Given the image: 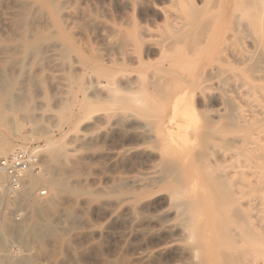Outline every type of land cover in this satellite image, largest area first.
I'll use <instances>...</instances> for the list:
<instances>
[{
  "label": "rangeland",
  "instance_id": "rangeland-1",
  "mask_svg": "<svg viewBox=\"0 0 264 264\" xmlns=\"http://www.w3.org/2000/svg\"><path fill=\"white\" fill-rule=\"evenodd\" d=\"M233 2L0 0V122H11L0 123V148H38L44 170L54 156L65 186L45 198L39 186L3 212L16 239L19 226L45 224L30 202H54L44 236L12 248L25 257L19 264H264V161L242 158L237 179L219 165L209 176L163 134L172 114L164 97L184 89L187 123L200 136L205 117L216 118L203 126L205 152L220 156L256 133L236 126L248 109L233 93L247 75L232 58ZM222 22L224 34L203 44ZM192 31L201 40L190 41ZM204 174H226V186L210 192Z\"/></svg>",
  "mask_w": 264,
  "mask_h": 264
},
{
  "label": "bare ground",
  "instance_id": "bare-ground-1",
  "mask_svg": "<svg viewBox=\"0 0 264 264\" xmlns=\"http://www.w3.org/2000/svg\"><path fill=\"white\" fill-rule=\"evenodd\" d=\"M230 1L231 2L234 1L233 4H235V6L238 7V9L235 10L236 12L233 13L228 20V24L231 27V30L237 34V40H238L237 47H236L235 51L232 52V58L234 59L233 63H235V65L244 67L245 69H241L242 74H247V75H244L243 78H241V77L237 78V80H236L237 85H235L234 91H233L234 95L237 96V98L241 101L240 103L243 104L248 109L246 115H244V113H243V115H241L240 121L237 122L236 126L243 124L244 127H248V126L253 127L252 129H254V131H256V133L247 136L246 138H244L241 141H233L230 139L233 142L231 143L230 146L226 145L229 147H226V149H224V152L220 156H215L214 155L215 152L214 153L205 152L204 148H206V147L202 148L204 145H201V144H204L206 142L205 140L211 136V134L208 132L209 130L208 129L206 130L205 128H209L212 124L215 125L216 118L215 119L210 118V119L206 120L207 116L205 117V119L203 120V124H202L205 128L202 126L200 128V132H202L204 137L205 136L206 137L203 138V135L200 136L199 131H197L195 129L196 127L195 128L193 127L194 128L193 129L191 127L192 125L187 123L189 121V119L187 118V113L189 111L187 112V107L185 105L186 104L185 97L187 95V92L185 91L186 89L182 90L181 92H179V90H177L176 93L166 95L164 97V100L167 102V105L171 108V113L173 115L171 114V116L167 120V122L163 121L164 125L167 123L165 126L167 133H163V132L162 133L168 134L170 144H172L178 150H180L182 155H184L186 160H187V158H189L190 155H192L194 158V162L199 164V165H197L198 166L197 169L198 168H200L199 170L202 169L203 173H206V172L209 173L212 170L211 168H214L213 166L219 165V166L223 167L225 171L227 169L230 170L231 173H229V175L233 174V176H231L232 179H237V178H239L240 174L243 173V171L246 169V163L245 164L242 163V161H241L242 158L243 159H249V160L250 159H252V160L256 159V160H263L264 161V0H230ZM230 1L227 0L228 3H231ZM225 29H226V27L224 26L223 22L218 23V24H213L211 27H209L208 31L206 32V35L203 39V44H205V43L207 44L214 37L218 38L219 36L223 35L225 32ZM178 31H176V32H178ZM196 33L197 32H195V31H192L191 34H190V32H188V34H190V36L187 35V37L190 38V41L201 40L200 39L201 36L196 35ZM178 36H180V34H178ZM172 41H174V40L170 39L168 42H166L165 45L172 44L173 43ZM211 52H212L211 46L208 47L207 49H205L204 58H205V55L210 56ZM222 60H224V59H222ZM224 61L227 62V58ZM196 77H195V79H196ZM215 98H218V96H215ZM221 99H222V97H221ZM8 100H6V101H8ZM187 100H188V98H187ZM227 100L222 101V102H226ZM232 100H233V97H232ZM232 100L229 99L228 102L232 101ZM233 102H232V104H233ZM4 103H6V102H4ZM13 103L16 104L14 101H13ZM17 103H18V101H17ZM6 107H7V110H9L8 106L4 107L5 110H6ZM239 107H241V106H239ZM3 110H1V111L3 112ZM231 110L233 111L232 107H231ZM231 110H230V112H232ZM228 111L229 110H227V112ZM212 115H216V114H212ZM219 115H217V119H218V117H220ZM221 116H223V118L228 117L226 115H221ZM230 116L228 117V119L231 118ZM25 119H27V117ZM224 120H226V119H224ZM229 121H231V119ZM204 122H205V124H204ZM0 123L11 124L10 121H5L2 119H1ZM227 124H229V123H227ZM223 126H224L223 128L226 129L229 125L226 127V124L224 122ZM233 126H234V124L232 125V127ZM202 129H204V131H202ZM232 130H229V131L234 132L236 130L235 127H234V129L232 128ZM206 132L209 133L210 136H208V134H206ZM237 132H238V130H237ZM237 132L235 131V133H237ZM163 134H162V136H163ZM200 138L202 139L201 141H199ZM215 139L216 138L213 139L214 143H215ZM226 139H225V141H226ZM210 140H211V138H210ZM198 141H199V143H197ZM219 141H222V140L219 139ZM225 141L223 140L222 143H224V144L229 143V141H226V142ZM200 142H202V143H200ZM208 143L209 142H206V144H208ZM9 146H11V145L2 146L0 148V155H6L9 152L14 154L17 151L18 152L19 151H26V147H25L26 145L13 147V148H9ZM207 147L209 148L210 146L207 145ZM221 148H223V147L220 146V149ZM45 150H47V149H45ZM174 151H176V150H174ZM206 151H208V150L206 149ZM210 151H211V149H210ZM12 154H10V155H12ZM177 154H179V153H177ZM213 155L215 156L216 159H214L215 160L214 162L209 163L208 160ZM175 156H177V155H175ZM56 157H57V155H56ZM1 158H5V157H1ZM181 158H182V156H181ZM178 159L179 158L177 157V160ZM54 162H55L54 156H52L50 158L48 157V159L46 161V170H44L41 166V171L38 174H31L30 173L27 176L26 181H25L24 185L22 186L21 190L17 194H15L11 198H9V197L4 198L3 199L4 211H5L7 206H11L14 203H16V200L24 199L25 195L29 193L28 191H34L39 186H44L43 188L46 191H49L53 195L60 194L63 190V187H65V186H63V182L61 180H59L60 177H58V179H57L53 176L52 171L54 169ZM183 163H184V161H183ZM262 164H263V162H262ZM184 165H186V164H184ZM199 166H201V167H199ZM211 174H212V172L209 173V176ZM207 175L204 174V176H201V178H203V177L206 178L204 180L205 182L207 179H209L208 183L212 184V185L207 184V186H210V185L212 186V187L210 186V188H211L210 192L212 191V188H214L216 191L218 190V188L221 189L223 187V189H224V187L226 186V183H224V181H222V178H225L226 174H221V175L218 174L219 176L215 177V178H214V176L215 175L217 176V174H213L212 177L208 176L209 178L206 177ZM211 178H212V180H211ZM194 179H196V178H194ZM163 182H164V180H163ZM199 183H201V182H199ZM199 183H198V185H199ZM250 183H252V182H250ZM252 186H253V183H252ZM66 188H68V187H66ZM208 190H209V188H208ZM216 191H213V192H216ZM219 191L220 190H218V192ZM62 193L64 194L65 192H62ZM219 194L220 193H218L216 195L215 194H212V195L214 197L218 195L219 198L221 196V197H224L223 199H227L225 196H223L221 194L219 195ZM223 194H225V193H223ZM53 198H54V196H53ZM54 200H56V199H54ZM212 200H214V199H212ZM183 203H185V202H183ZM53 204H54V202L52 200H50L48 203H40V202H32L31 203L30 202V206L28 208V209H30V215L36 221L44 222L46 225L45 224L40 225V224L36 223V224L41 226V227H39L36 225L30 226L29 224H26L22 229H20L21 226H19L18 229L20 232L19 231L18 232L20 235L16 234L17 237L19 236L16 239H12V234L8 229V225L5 223L6 220L4 219V214L2 213V215L0 217V264H19V263H21L22 259L25 258L23 253H20L19 255L15 256L12 253L13 252L12 248L13 247L14 248L19 247V248L23 249L24 247H26L28 245V243L30 242L31 239L40 238V236H44V234H43L44 231L45 230L48 231V229H50L49 222L51 221L50 220L48 222V219L46 218V216H47L46 212H48L47 210L50 209V207L53 206ZM249 204H251V203H249ZM180 207H181V203H180ZM186 207L187 206L185 205V208ZM11 210H12V208H11ZM49 211H51V210H49ZM27 217H29V216H27ZM219 218H221V217H219ZM219 222H221V221H219ZM221 225H219V226L221 227ZM42 226H44V227L42 228ZM222 227H224V225H222ZM18 229H16V230H18ZM218 229H220V228H218ZM224 229L223 230L221 229L220 231L228 232V230H226V229L224 230ZM228 229H230V228H228ZM11 230H14V228ZM226 232H224V233H226ZM220 233L221 232H219V234ZM234 235H236V234H234ZM19 248H18V250H19ZM26 261L28 263L27 259H26ZM23 262H25V261H23Z\"/></svg>",
  "mask_w": 264,
  "mask_h": 264
},
{
  "label": "built area",
  "instance_id": "built-area-1",
  "mask_svg": "<svg viewBox=\"0 0 264 264\" xmlns=\"http://www.w3.org/2000/svg\"><path fill=\"white\" fill-rule=\"evenodd\" d=\"M41 171V157L38 148L15 152L5 158H0V217L4 211V198H11L24 185L27 176ZM39 197L47 196V191L38 189Z\"/></svg>",
  "mask_w": 264,
  "mask_h": 264
}]
</instances>
